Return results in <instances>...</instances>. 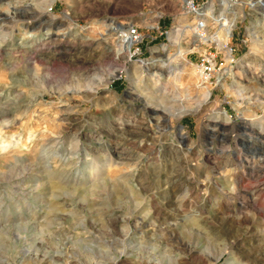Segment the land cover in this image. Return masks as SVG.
<instances>
[{"label": "rangeland", "instance_id": "obj_1", "mask_svg": "<svg viewBox=\"0 0 264 264\" xmlns=\"http://www.w3.org/2000/svg\"><path fill=\"white\" fill-rule=\"evenodd\" d=\"M18 1L35 8L14 22L13 0H0V263L264 264V174L249 164L264 155V52L250 54L249 29L260 11L194 0L212 19L239 14L233 57L200 85L195 64L219 46L196 42L185 0ZM125 23L143 34L144 61L159 60L149 68L128 61ZM144 184L174 218L156 220ZM54 186L69 195L52 201Z\"/></svg>", "mask_w": 264, "mask_h": 264}, {"label": "bare ground", "instance_id": "obj_2", "mask_svg": "<svg viewBox=\"0 0 264 264\" xmlns=\"http://www.w3.org/2000/svg\"><path fill=\"white\" fill-rule=\"evenodd\" d=\"M16 1V0H15ZM13 0V3L11 2V6H12V9L14 11V16L12 17V21L16 22L15 21V18H18L17 14L20 12H23V13H28V11L30 10H33L35 8V5L31 3H23L21 1H16L15 2ZM248 1V6L250 8H253L254 10H259L260 12L257 14V16L255 18L252 19V23H251V27L249 28L250 31H253L251 32V37H252V43H251V48H250V54H254V53H259V52H264V0H247ZM223 6H228L229 5V9L228 10H235V8L237 7H242V6H239L238 2L239 1H236L235 0H222L221 1ZM185 5L186 6H189L191 4V0H185L184 1ZM245 3V2H244ZM211 5V4H210ZM9 6V5H8ZM244 7V6H243ZM227 8V7H226ZM241 9V8H240ZM226 10V9H225ZM237 10V9H236ZM214 9H213V5L209 6L208 8H206V10L204 11L205 14H209V15H214ZM11 13V12H10ZM237 13V12H236ZM242 14V13H241ZM3 13L0 11V16L2 17ZM24 15V14H23ZM27 15V14H26ZM230 15H231V12L229 11H226L225 13H223L221 15V20L222 21V24H221V30L219 31V34H218V40L220 42H223V43H226L228 42L231 38H232V35H233V31L235 30L234 27L236 26V23H237V18L239 16V14H235L237 16V18H233L231 19L230 18ZM4 16V15H3ZM16 16V17H15ZM20 16V15H19ZM28 18V17H27ZM7 19V18H6ZM9 19V18H8ZM19 19V18H18ZM36 20V19H35ZM217 20V19H216ZM41 25L43 23H45L44 21V18H42V13H40L38 16H37V20ZM47 21V20H46ZM52 19L48 20L47 23L49 24V22H51ZM224 21V22H223ZM32 19H31V22L27 21V24L28 26H31L32 24ZM104 23V22H103ZM33 25V24H32ZM129 24H126L125 23V26H120V32H122L121 36V42L124 44L125 48H124V52H128L129 51V48H130V44H128L125 40V28L128 26ZM192 24L190 25H186V26H191ZM39 26V25H38ZM183 27V26H181ZM184 30V29H183ZM187 30V29H186ZM49 31V30H48ZM45 34L46 36L49 35V33ZM174 31V30H173ZM4 32V31H3ZM65 33V32H64ZM177 35V33H176ZM169 36L172 37L173 36V33H169ZM181 36V35H180ZM49 38V37H48ZM180 41V39H179ZM178 41V42H179ZM84 43H87V42H84ZM110 50V49H109ZM181 54L185 53L184 50H181L180 51ZM151 54L153 55V58L157 57V55L159 54V49L157 47L155 48H152L151 49ZM228 54H229V51H228ZM159 60H153L151 62L149 61H146V62H143L140 66L141 67H144V68H149L150 65L152 63H155ZM161 61V60H160ZM164 61V60H163ZM252 63V59L249 57V54L246 55L244 58H242L240 61H239V68H242V67H246V66H250ZM156 65V64H154ZM14 66V65H13ZM140 67V68H141ZM163 66H160V67H157V73L156 76L157 77H160L163 73L161 71ZM167 67V66H166ZM136 71V75L138 72H140L139 70V67H135L134 69ZM126 73L127 70L125 68H119V69H116L114 70V72L111 74V79H115L117 77H120L122 73ZM230 72V71H228ZM227 72V73H228ZM226 72H224V74H227ZM233 73V72H232ZM140 74V73H139ZM139 76V75H138ZM139 78V77H138ZM200 85H204V83L200 84ZM224 86H226V84L223 83ZM234 85L237 87V88H243L241 87L240 83L238 81H236L234 83ZM204 89H208V86L207 87H204ZM90 92V90H89ZM205 95L208 96L210 95V91L207 90V92H205ZM264 103V102H263ZM145 107L147 109H150V112H152V114H154L155 116H159V117H162L164 118V120H167L169 117H170V113L167 109H161V108H155V107H152V105L150 103H148L147 101L145 102ZM221 115L223 116H226L224 115L223 113H220ZM218 118H221V117H218ZM221 120V119H220ZM217 122V121H216ZM219 127V126H218ZM223 127V126H222ZM179 137L182 141L185 140V134L182 132V129H180V132H179ZM48 139V138H47ZM2 144H4L2 142ZM12 144V143H11ZM10 144V145H11ZM45 144V143H44ZM5 145V146H4ZM2 145V148L4 149L7 148V144H4ZM136 145V144H135ZM20 149V148H19ZM18 149V150H19ZM29 152V150H28ZM45 152V151H43ZM251 162L249 164H251L252 168H255V173L256 174H264V155H263V159L262 160V164L260 166H256L255 165V160H254V157L255 155L251 156ZM37 160V159H36ZM36 162V161H35ZM46 162V161H45ZM27 164V163H26ZM25 164V165H26ZM36 163H34L35 165ZM45 164V163H44ZM22 169L24 168L23 165H20L18 162L17 163H12L10 165V173H18L19 169ZM253 171V170H252ZM9 173V174H10ZM181 177V176H180ZM181 180V179H180ZM184 180V179H183ZM186 180V179H185ZM188 182V181H187ZM14 183V182H13ZM186 182L185 181H182L181 184H178L173 188V190L171 191L172 194H176V193H180V191L182 190V188H184V186H186ZM145 185V184H144ZM189 185V184H188ZM55 190L52 191V201L55 200V199H58L60 197H63V194H68L69 193L66 191V189L64 187H60V186H54L53 187ZM255 190V189H254ZM262 190V189H261ZM51 191V190H50ZM142 192L147 195V197H149L151 199V202H152V210H153V215L156 217V220L159 221V222H163L165 223L166 221H168L169 219L171 218H174L172 215H170V213H166L165 210L163 209L162 207V204L157 202V197H156V194L155 192H153L152 190V187L150 186H142ZM57 193H60V194H57ZM163 194V193H162ZM86 195V194H85ZM177 195V194H176ZM191 195V194H190ZM253 195V193H252ZM257 195V193H256ZM251 196V195H250ZM82 197V196H81ZM78 198H80V195L78 196ZM160 198V197H159ZM83 199V203H85V205L92 209L94 206H97V205H100L101 203H99V201L97 200H87L85 197L82 198ZM255 199V198H254ZM160 201V200H159ZM163 201V200H162ZM187 200L186 199H183L182 203H185ZM176 202V201H175ZM164 203V202H163ZM103 204V203H102ZM169 204V203H168ZM176 204V203H175ZM56 205V204H55ZM167 205V204H166ZM187 205V204H186ZM164 206V205H163ZM168 207V206H167ZM57 208V207H56ZM166 209V208H165ZM170 210V209H169ZM181 213V212H179ZM183 214V212H182ZM21 216V215H20ZM60 217H54L53 219H48L43 225H42V230H47L49 229L52 225H54V222L59 220ZM23 219V218H22ZM178 219V218H177ZM145 220V219H144ZM176 220V219H175ZM15 221V220H14ZM19 221V220H18ZM171 221V220H170ZM183 224V223H182ZM185 226V225H184ZM25 227L22 226L20 227V229H24ZM178 231H183V225H179L178 226V229H176ZM174 232V231H173ZM179 233V232H178ZM237 243V242H236ZM187 248V246L185 247ZM184 248V249H185ZM93 251V250H92ZM195 254H197L196 252H193ZM227 253V252H226ZM230 253V252H229ZM11 254V253H10ZM231 255V254H230ZM198 257V256H197ZM201 260V259H200ZM4 262V261H3ZM3 262H1L0 264H4ZM7 263V262H6ZM185 264V263H184Z\"/></svg>", "mask_w": 264, "mask_h": 264}, {"label": "built area", "instance_id": "obj_3", "mask_svg": "<svg viewBox=\"0 0 264 264\" xmlns=\"http://www.w3.org/2000/svg\"><path fill=\"white\" fill-rule=\"evenodd\" d=\"M187 9L195 18L192 29L196 42L199 43L200 46L208 43H215L219 46V48L213 49V51L210 52L205 50L200 54L199 60L195 64L199 83L207 84L216 79L226 68L224 59H231L233 57V49L229 47L228 42L223 43L218 40L217 36L221 30L218 24L219 20L212 19V15L205 14L201 9H197L194 0H192L191 4L187 6ZM125 31V40L130 44L129 51L126 52L128 55V61L142 64L145 62L141 47L144 43L143 34L136 25H128L125 28ZM118 34L121 40L122 32L118 31ZM223 50L226 52L224 57H222L221 53ZM122 74L119 78H122Z\"/></svg>", "mask_w": 264, "mask_h": 264}]
</instances>
